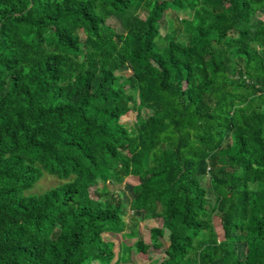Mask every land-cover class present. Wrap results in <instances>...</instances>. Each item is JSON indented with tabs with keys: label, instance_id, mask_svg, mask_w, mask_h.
Here are the masks:
<instances>
[{
	"label": "trees",
	"instance_id": "1",
	"mask_svg": "<svg viewBox=\"0 0 264 264\" xmlns=\"http://www.w3.org/2000/svg\"><path fill=\"white\" fill-rule=\"evenodd\" d=\"M262 10L0 0V264L126 263L166 231L162 264H264ZM45 175L57 184L33 193ZM126 176L129 203L108 189ZM121 233L136 241L117 256L102 236Z\"/></svg>",
	"mask_w": 264,
	"mask_h": 264
},
{
	"label": "rangeland",
	"instance_id": "2",
	"mask_svg": "<svg viewBox=\"0 0 264 264\" xmlns=\"http://www.w3.org/2000/svg\"><path fill=\"white\" fill-rule=\"evenodd\" d=\"M181 16H187L186 13L181 12ZM141 16L144 18L146 15L141 13ZM258 18L260 20L264 21V10L260 11L257 14ZM107 24L114 27L117 31L120 30L119 24L114 19H108ZM127 74V73H126ZM146 112V108L142 110V113ZM121 123H123L127 127H133L135 122V113L133 111L127 112L121 119ZM57 181L54 178L48 177L45 175L43 177L37 187L34 189L33 193H40L44 190H48L51 187H54L57 183ZM137 181L131 176H126L123 179V182L121 185H114V186H108L109 192H114L116 194H119L123 198V201L129 203L130 200L133 198L134 188H136ZM127 215H131V212L128 210ZM125 221L129 222L128 216L125 218ZM213 226L215 229V232L219 238V240H222V231L220 226V221L218 218L213 219ZM161 227V220L160 219H150L143 222H140L138 226L136 227L137 231L139 232L142 240L149 244V230L151 228ZM130 228L129 226L126 227L124 233H129ZM124 233L114 235V234H103L102 238L104 241H111L114 244V251L117 254V256H120L119 252V245L121 243L125 244L126 246H132L133 243H135V239H130L125 237L123 235ZM160 245L157 248H151L147 255L139 254L136 252L134 247L131 249L130 253V260L126 263L119 262L118 264H162L164 260H166L165 251L168 246V239H167V231L165 232V235L163 239L160 241ZM235 263H240L243 261L245 257V247L237 245L235 248Z\"/></svg>",
	"mask_w": 264,
	"mask_h": 264
}]
</instances>
